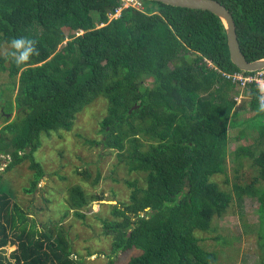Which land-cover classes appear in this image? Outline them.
I'll return each instance as SVG.
<instances>
[{
	"label": "trees",
	"instance_id": "1",
	"mask_svg": "<svg viewBox=\"0 0 264 264\" xmlns=\"http://www.w3.org/2000/svg\"><path fill=\"white\" fill-rule=\"evenodd\" d=\"M138 1L141 8L123 7L124 0H0V52L7 47L0 72L10 79L0 87V154L10 158L4 171L28 163L32 175L22 189L34 193L45 177L36 157L43 138L71 132L78 115L104 99L103 138L87 142L117 152L118 164L143 174L145 183L127 181V201L99 217L110 238L108 264L132 251L124 264H217L219 254L206 249L203 235L215 233V222L245 197L259 201L257 263L264 264V149L254 152L264 141V119L258 121L264 112L257 111L263 93L256 81L245 80L256 72L231 61L218 16ZM144 1L156 10H145ZM217 1L233 15L247 60L264 58V0ZM21 36L33 39L39 54L18 66L7 53L10 38ZM239 110L253 113L239 121ZM241 126L233 139L230 130ZM246 129L258 135L236 143L237 164L251 161L258 175L223 188L216 177L227 175L229 145L243 140ZM78 174L90 179L87 170ZM2 179L0 249L15 250L4 262L0 255V264H88L59 222H47L37 236ZM94 200L102 196L72 186L64 217L72 211L84 219ZM213 239L233 242L220 234Z\"/></svg>",
	"mask_w": 264,
	"mask_h": 264
},
{
	"label": "rangeland",
	"instance_id": "2",
	"mask_svg": "<svg viewBox=\"0 0 264 264\" xmlns=\"http://www.w3.org/2000/svg\"><path fill=\"white\" fill-rule=\"evenodd\" d=\"M132 1L124 0L126 4H131ZM143 7L148 12L156 10L147 1L143 2ZM114 17L116 15L110 16L111 19ZM6 50L7 47L5 46L1 50L0 55L5 54ZM9 80L6 74L0 72V87L4 86ZM15 94L16 92L13 97H15ZM238 101L242 102V98L239 97ZM106 104L104 99H99L86 107L78 115L73 130L65 133L63 137L55 133L43 138V145L36 157L43 165L45 177L39 182L37 190L32 194H26L22 189L29 185V178L32 175L28 167L29 164L17 165L13 171L5 173L4 170L10 158L0 154V176H3L4 190L8 194L13 195V197L17 194L16 198H13V203L18 204L21 211L27 213L28 225L34 226L36 235H40L43 231V226L47 222H59L58 225H61L67 233L65 237H68L74 244V251L86 255L88 264L109 263L110 238L104 234V228L99 217L111 216L109 205L127 201L130 193L127 181L138 180L140 186L145 184L143 174H129L123 164H118L117 152L107 151L101 144L91 146L87 142L92 140L100 143L102 140L103 135L99 131V123L106 114ZM239 112V121L249 118L253 113L249 110L242 112L239 110ZM14 117L15 112L11 120ZM262 119L264 118H259L258 121ZM242 127L230 130L233 139L236 138ZM1 128L2 124H0ZM256 135H258V132L254 131V129H246L243 140L230 143L227 175L216 177V181L223 188L233 189L235 182L244 181L249 183L254 176L258 175L250 167L251 161L245 162L244 165L238 167L235 152L236 143L248 142L245 138L250 139L252 142V138ZM260 149H264V141L263 145L254 148L255 155L258 154ZM245 160L247 161L248 159ZM84 170L90 173L88 181H84L82 176L78 174V172ZM56 172L64 176L65 180L62 181ZM98 173L100 174L98 183L93 184ZM7 182L9 184L6 186ZM74 185H80L89 195L102 196V200L92 201L88 208L83 210L84 219L74 217L72 211L68 217L63 215L68 209V190ZM50 189L54 191V197L48 194ZM46 197H52L53 199L50 202H46ZM258 205V200H253L249 197H245L241 202L234 201L226 216L215 222L217 231L203 235L207 238L204 243L206 249L216 251L219 254L217 264H258L257 232L260 226L257 211ZM51 228L54 230L55 227L52 226ZM218 234L232 239V244L223 245L222 242L214 240L213 238ZM88 249L94 253L89 255ZM14 250V246H9L0 251L2 261H6V256H10ZM132 253L134 254L135 252L132 251L122 256H116L114 264H124Z\"/></svg>",
	"mask_w": 264,
	"mask_h": 264
},
{
	"label": "water",
	"instance_id": "3",
	"mask_svg": "<svg viewBox=\"0 0 264 264\" xmlns=\"http://www.w3.org/2000/svg\"><path fill=\"white\" fill-rule=\"evenodd\" d=\"M181 8L209 11L218 16L226 30L231 61L242 71L256 72L264 69V58L248 61L243 54L231 12L217 0H148ZM136 108V106H134Z\"/></svg>",
	"mask_w": 264,
	"mask_h": 264
},
{
	"label": "clouds",
	"instance_id": "4",
	"mask_svg": "<svg viewBox=\"0 0 264 264\" xmlns=\"http://www.w3.org/2000/svg\"><path fill=\"white\" fill-rule=\"evenodd\" d=\"M38 54L39 49L33 39L26 36L10 38L7 55L16 65H25L31 61L33 56ZM257 111L264 112V95L258 97Z\"/></svg>",
	"mask_w": 264,
	"mask_h": 264
},
{
	"label": "built area",
	"instance_id": "5",
	"mask_svg": "<svg viewBox=\"0 0 264 264\" xmlns=\"http://www.w3.org/2000/svg\"><path fill=\"white\" fill-rule=\"evenodd\" d=\"M141 3L138 2L137 0H133L131 2V4H126V2H124L123 7H128V6H133L136 8H141ZM120 10H122V7L120 9H118L117 13H116V17L119 16V12ZM118 14V15H117ZM238 79H243L242 77L238 76ZM247 82H251V81H256L259 84V87L264 95V69L256 71V73L253 76H250L248 78L245 79Z\"/></svg>",
	"mask_w": 264,
	"mask_h": 264
}]
</instances>
